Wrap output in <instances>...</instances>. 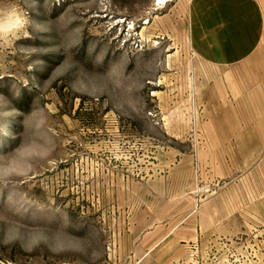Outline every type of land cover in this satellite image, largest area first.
Returning a JSON list of instances; mask_svg holds the SVG:
<instances>
[{
  "label": "rangeland",
  "instance_id": "obj_1",
  "mask_svg": "<svg viewBox=\"0 0 264 264\" xmlns=\"http://www.w3.org/2000/svg\"><path fill=\"white\" fill-rule=\"evenodd\" d=\"M257 1L214 66L187 0H0V264H264Z\"/></svg>",
  "mask_w": 264,
  "mask_h": 264
},
{
  "label": "crops",
  "instance_id": "obj_2",
  "mask_svg": "<svg viewBox=\"0 0 264 264\" xmlns=\"http://www.w3.org/2000/svg\"><path fill=\"white\" fill-rule=\"evenodd\" d=\"M184 17L190 47L214 66L248 58L263 36L257 0H187Z\"/></svg>",
  "mask_w": 264,
  "mask_h": 264
},
{
  "label": "clouds",
  "instance_id": "obj_3",
  "mask_svg": "<svg viewBox=\"0 0 264 264\" xmlns=\"http://www.w3.org/2000/svg\"><path fill=\"white\" fill-rule=\"evenodd\" d=\"M27 23V19L14 7L0 11V42L8 43Z\"/></svg>",
  "mask_w": 264,
  "mask_h": 264
}]
</instances>
